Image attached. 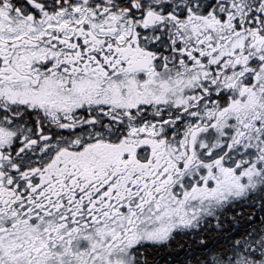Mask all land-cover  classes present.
Segmentation results:
<instances>
[{
  "label": "snow or ice",
  "instance_id": "obj_1",
  "mask_svg": "<svg viewBox=\"0 0 264 264\" xmlns=\"http://www.w3.org/2000/svg\"><path fill=\"white\" fill-rule=\"evenodd\" d=\"M0 264H264V0H0Z\"/></svg>",
  "mask_w": 264,
  "mask_h": 264
}]
</instances>
